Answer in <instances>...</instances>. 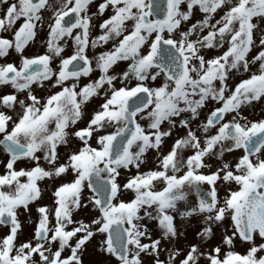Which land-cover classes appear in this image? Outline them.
I'll return each instance as SVG.
<instances>
[{
	"label": "snow or ice",
	"instance_id": "obj_1",
	"mask_svg": "<svg viewBox=\"0 0 264 264\" xmlns=\"http://www.w3.org/2000/svg\"><path fill=\"white\" fill-rule=\"evenodd\" d=\"M0 264H264V0H0Z\"/></svg>",
	"mask_w": 264,
	"mask_h": 264
},
{
	"label": "rangeland",
	"instance_id": "obj_2",
	"mask_svg": "<svg viewBox=\"0 0 264 264\" xmlns=\"http://www.w3.org/2000/svg\"><path fill=\"white\" fill-rule=\"evenodd\" d=\"M0 231H3V229H2V228H0Z\"/></svg>",
	"mask_w": 264,
	"mask_h": 264
}]
</instances>
